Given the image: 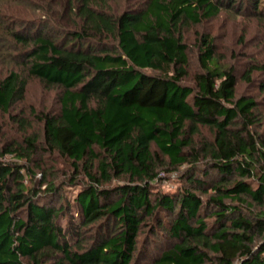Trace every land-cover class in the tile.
Listing matches in <instances>:
<instances>
[{
  "label": "trees",
  "instance_id": "trees-1",
  "mask_svg": "<svg viewBox=\"0 0 264 264\" xmlns=\"http://www.w3.org/2000/svg\"><path fill=\"white\" fill-rule=\"evenodd\" d=\"M28 2L40 12L29 20L0 8V57L21 68L0 76V110L23 98L27 76L59 86V105L33 114L41 138L11 115L22 134L0 148V264H264L258 103L236 94V68L207 33L194 42L202 68L183 82L184 27L228 7L264 31V0ZM254 70L264 62L240 77ZM202 126L211 138L198 143ZM181 167L183 185L155 186Z\"/></svg>",
  "mask_w": 264,
  "mask_h": 264
},
{
  "label": "rangeland",
  "instance_id": "rangeland-1",
  "mask_svg": "<svg viewBox=\"0 0 264 264\" xmlns=\"http://www.w3.org/2000/svg\"><path fill=\"white\" fill-rule=\"evenodd\" d=\"M28 1L17 0L16 2H10L9 0H0V8L3 14L7 12L6 18H8L10 14H13L21 17L23 20H29L39 16L40 12L35 8V4L29 3ZM6 18H1L5 24ZM262 27V22L256 16L245 14L243 11L238 12L228 7L220 8L215 14V17L203 20L196 25L185 26L183 33L188 45V73L183 82L193 84L192 76L202 68L198 59L199 50H197L194 43L197 39L196 37L203 33L213 36V43L219 62L225 65H234L236 68V73L238 75L236 94L252 96L257 101L256 114L261 123L256 129L257 131L264 132V91L258 86L264 80V75L254 70L250 74V82L240 77V74L246 70L250 64L264 62V31ZM0 35V41L6 40L2 29L0 30ZM7 42L8 44L10 43V41ZM6 52L7 47L1 45L0 55H5ZM10 69L18 71L21 68L19 65H14L7 60L6 57H0V76L5 75ZM25 87L23 98L15 103L9 112L0 110V148L5 144H11L20 140L22 127L16 120L11 118V115L25 117L27 120V130L25 132L33 133L41 138L42 125L35 119L34 115L39 112L56 111L58 108L59 86L51 87L45 85L36 77L27 76ZM199 130L200 134L195 136L196 142L200 143L202 139L209 140L211 138V132L208 128L202 126ZM6 157L10 158L11 156L8 155ZM45 158L47 162L50 160L52 161V159L54 160L53 164L51 162H49V164H52V167H54L58 179H63V173L68 166L66 165V161L56 156L53 158ZM14 161L17 160L14 159ZM182 170L183 168L181 167L179 170L175 171H161L159 178H156L155 186L164 190H170V188H176L181 184L183 185V182H181L179 178ZM124 181H128L127 178L120 177L111 180L109 184L118 185ZM74 191L75 189H71L68 191V194L70 195Z\"/></svg>",
  "mask_w": 264,
  "mask_h": 264
}]
</instances>
